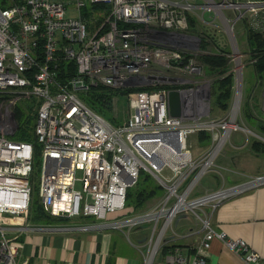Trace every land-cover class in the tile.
Listing matches in <instances>:
<instances>
[{"label": "built area", "instance_id": "2783aa9c", "mask_svg": "<svg viewBox=\"0 0 264 264\" xmlns=\"http://www.w3.org/2000/svg\"><path fill=\"white\" fill-rule=\"evenodd\" d=\"M69 2L71 6L67 8ZM87 2L107 4L108 14L99 10L97 14L102 19L89 22L81 16V8ZM226 8L233 11L234 17L224 13ZM74 10L78 13H69ZM190 10L196 12L197 19L216 25L221 21L228 29L245 14L252 27L262 28L264 23V0H0V92L35 98L34 134L41 149L39 200L47 213L70 219L52 224L27 222L33 146L0 132V264H36L21 255L16 237L23 230L101 227L105 223L97 221L112 213L122 217L113 222L115 226L149 221L151 213L129 214L133 211L128 212L125 207L126 190L136 183L142 170L166 185L176 201L187 203L177 189L197 164V178L211 168L215 152L237 128L230 120L210 117L203 84L179 83L192 78L184 75L200 72L193 57L185 64L178 63L184 53L198 47L196 38L185 33L186 11ZM204 10L212 15L205 16ZM235 47L234 43L232 48ZM232 57L237 59L236 55ZM67 69L71 75L63 82L58 76ZM235 71V90L239 95L238 68ZM159 80L177 85L173 88L180 90L179 116L168 112L167 95L171 88L160 85L130 91L129 114L119 124L111 123L79 97L95 83L117 88L155 85ZM199 130H208L216 143L195 159L186 140L190 133ZM263 183L264 174L255 175L226 188L222 196H217L219 190L192 204L213 199L215 206L232 193ZM89 216L98 219L87 221ZM152 220L156 224L159 219ZM204 224L205 232L190 264L204 261L213 237L242 254L248 264L261 260L245 240L226 236L208 221ZM154 225L149 238L150 253L156 248L151 247Z\"/></svg>", "mask_w": 264, "mask_h": 264}, {"label": "rangeland", "instance_id": "374dc122", "mask_svg": "<svg viewBox=\"0 0 264 264\" xmlns=\"http://www.w3.org/2000/svg\"><path fill=\"white\" fill-rule=\"evenodd\" d=\"M70 2L67 3V8H69ZM243 10V9H242ZM202 9L199 10L201 12ZM69 13H78L76 10L69 11ZM205 16H211V11H203ZM224 13L229 17H234L233 11L230 8H226ZM247 14H245L246 16ZM244 16V17H245ZM199 19V18H198ZM243 17L236 20L233 27L228 29L224 22L219 21L217 25H210L209 23L203 22L199 19L202 23L203 27L210 30L209 32L215 37V41L222 45L229 47V53L227 54L230 57V65L231 69L234 72V90L232 94V98L230 100L229 108L226 111H222L219 109L210 108L208 103V109L210 111V117H217L219 119L230 120V123L237 125V128L233 129L229 135V137L224 141V144L220 147L217 154L213 160L214 164L211 165V168L208 169L205 173L201 175L200 178H197V170L200 168V164H197L196 169L192 171L188 177L185 179L183 184L179 186L177 189V193H181L185 195V200L187 201V207L183 206L179 212L176 213V216L182 212H185L187 218H190V215L194 218H197L199 224L203 229H205V222H210V212L211 208H213V204L215 200L208 199L206 201H200L198 203L192 204L193 200L206 196L207 194L215 193L219 190L226 189L230 186H233L238 178L234 177V179H230V175H238L242 174L241 177L244 179H250V177L254 176L251 175L252 171L254 173L261 172L264 174V154H256L250 148V142L252 138H256L262 142H264V134L258 131L255 126L250 125L243 114L244 105L249 102L250 107L253 109L254 114L257 116L258 121L264 120V80L259 81L256 77L252 74V66H251V55L249 50L247 49V40L245 38V27L242 25ZM190 37H194L199 44V38L195 35V33H191L188 30L185 31ZM235 43V48H232V45ZM215 49L214 44L210 42L208 46V50ZM199 53V48L198 52ZM236 55L237 59L232 57ZM235 68H238V91L240 90L239 94V102L238 105H235V110L233 109L235 103V78H236V71ZM165 70L162 71V75H165ZM192 76V75H184V76H191L192 78H186L183 81L179 82L181 85L190 86V85H200L203 84L205 88V92L209 98V90H210V79L202 73ZM162 83V81H158ZM158 83V85H159ZM102 84V83H101ZM163 84V83H162ZM157 85V84H155ZM250 91V92H249ZM0 95L4 98L0 100V132L5 133L7 135H11L16 128V123L13 119V108L16 104L21 102H29L31 106L32 112L36 110L35 98L29 99V96L24 93H9V92H0ZM120 98V97H119ZM115 97L113 99V115L115 117H120L119 119L121 122L125 121L129 114V107H128V94L122 98ZM209 132L208 130H205ZM197 132H192L187 136V148L190 149L193 158L200 159L205 153L210 151L214 144L216 143L215 140L212 139L210 144L204 146L200 144V141L197 137ZM210 133V132H209ZM211 136V134H210ZM234 145V147H233ZM199 161V160H198ZM238 162V163H237ZM260 162V163H259ZM239 163L246 164V166H242ZM259 163V165L257 164ZM251 165V166H249ZM189 167L186 168L188 170ZM167 172V169H165ZM39 171L34 169L33 166L30 173V183L32 188V195L31 200L35 197L37 198V179ZM246 174L248 177H246ZM148 182L153 181L154 183L160 184L155 177L150 174ZM196 177V179H194ZM33 178V179H32ZM177 177L174 179L176 180ZM190 183H193V186L190 187ZM161 189L147 200L146 204L142 207L139 212H131L129 214L136 215H145L149 213H158L160 212V218L156 222L150 219L149 221H143L140 224L145 227L147 234L151 235L152 232V224L154 225V234L151 240V247H156V250L159 246L162 245L163 241L167 238V235L171 233V227H173V222L176 216L173 217L172 221L165 222L166 210L174 205L176 202V197L171 196L172 193L169 195L168 188L166 185L161 183ZM164 190V191H163ZM187 195V196H186ZM168 198V200H167ZM33 202V201H32ZM125 207L128 209V212L133 211L132 207ZM166 209V210H165ZM190 214V215H189ZM128 215V214H127ZM125 215V216H127ZM132 215V216H134ZM150 215V214H149ZM148 215V216H149ZM32 216V210L30 209L27 213V222L31 223L29 220ZM87 221H95L98 218L94 216H89L85 218ZM83 220V219H81ZM73 221H77V219H73ZM42 223H48L45 221H40ZM172 222V223H171ZM56 223V222H55ZM171 223V224H170ZM165 224V225H164ZM161 233V234H160ZM160 234V240L158 239ZM153 243V244H152Z\"/></svg>", "mask_w": 264, "mask_h": 264}, {"label": "crops", "instance_id": "0c3cea01", "mask_svg": "<svg viewBox=\"0 0 264 264\" xmlns=\"http://www.w3.org/2000/svg\"><path fill=\"white\" fill-rule=\"evenodd\" d=\"M241 175L231 174L230 179L238 178L235 183L248 180ZM251 175H255L254 170ZM209 216L215 230L245 240L252 250L260 254L261 260L250 264H264V183L221 199L211 208ZM121 218L115 217L114 221ZM110 220L97 222L106 225ZM105 225L73 231L23 230L16 241L21 255L30 257L36 264L64 261L76 264H172L179 257L183 260H177L175 264H190L205 232L197 218L191 215L187 218L182 212L175 217L171 233L163 241L175 245L174 248L162 250V243L150 253V235L142 225ZM201 264L248 263L242 254L229 248L220 238L213 237Z\"/></svg>", "mask_w": 264, "mask_h": 264}, {"label": "trees", "instance_id": "16d2710c", "mask_svg": "<svg viewBox=\"0 0 264 264\" xmlns=\"http://www.w3.org/2000/svg\"><path fill=\"white\" fill-rule=\"evenodd\" d=\"M99 10H103L105 14L109 12V6L99 2H87L81 8V16L85 19L98 18L100 21L102 15L97 14ZM262 17L264 18V10L262 11ZM240 19V18H239ZM98 21L96 23H98ZM95 22V21H94ZM242 25L245 27V38L247 40V49L251 55V66L252 74L257 80H264V23L262 28L252 27L249 19L243 17ZM187 30L191 33H195L199 38V44L195 51L191 53H184L183 58L178 63L185 64L190 57H193L196 63L200 66V74L204 73L210 79V90H209V105L210 108L219 109L226 111L229 108L230 100L232 98L234 90V72L231 69L230 57L227 55L229 51L228 46H222L218 44L215 37L212 35L210 30L203 27L202 23L193 15H188V28ZM212 42L215 49L208 50V46ZM199 48V53L198 52ZM64 72V73H63ZM71 72V71H70ZM67 71H61L58 79L63 82L66 81V76L69 74ZM73 73V68H72ZM196 75V74H195ZM194 76V75H192ZM162 87L173 88L177 85L172 84H159ZM157 85L137 86V87H112L109 85L95 83L87 87L86 90L79 94L88 106L98 112L100 115L105 117L113 124L121 123L120 117L113 115V99L115 97L122 98L127 96L130 91L140 89H152L157 88ZM250 92V91H249ZM4 97L0 95V100ZM119 98V99H120ZM29 102H21L13 108V119L16 123L15 131L9 135L10 138L17 141L30 142L33 146V172L34 169L40 172V145L37 142L34 134V120L35 113L30 109ZM243 114L246 121L255 126V128L264 134V120L258 121L257 116L254 114L253 109L250 107L249 102L244 105ZM210 115V111H209ZM198 140L200 144L207 146L210 144L211 136L210 133L205 130H199L197 132ZM250 148L254 153L264 154V142L252 138L250 142ZM39 175V173H38ZM150 173L145 170L140 172V175L134 185L126 190L125 194V205L132 207L133 212H139L142 207L146 204L147 200L156 195L161 189L160 184L154 183L153 181L148 182ZM32 177V176H31ZM30 177V180H31ZM33 179V178H32ZM37 179V198H33L30 202L29 210H32V216L29 220L32 224H52L58 222H67L70 219L63 216H54L47 213L39 200L38 196V178ZM164 191V190H163ZM33 201V202H32ZM83 218V217H80ZM45 221L48 223H42ZM175 245H171L167 241L163 243L162 250L171 251Z\"/></svg>", "mask_w": 264, "mask_h": 264}, {"label": "bare ground", "instance_id": "6f19581e", "mask_svg": "<svg viewBox=\"0 0 264 264\" xmlns=\"http://www.w3.org/2000/svg\"><path fill=\"white\" fill-rule=\"evenodd\" d=\"M188 15H193V16H195L196 17V12L195 11H192V10H190V11H186V18H187V26L185 27L186 28V30L185 31H187V28H188ZM204 22H206V23H209L210 25H216L215 23H213V22H210V21H204ZM188 61H189V59H188ZM204 90H205V88H204ZM206 93V92H205ZM239 99H240V97H239V95L237 94L236 96H235V105H238V102H239ZM234 105V107H233V109L235 110V108H236V106ZM222 142H223V140H221L220 141V143L222 144ZM255 175H263V173H260V174H255ZM254 175V176H255ZM158 181V180H157ZM239 184H241V183H239ZM160 185H161V183H160ZM231 190V189H230ZM170 191H172V189H170ZM227 191H229V190H227ZM224 192H226V189H223V190H221L220 192H218V193H216L217 194V196H222L223 194H224ZM212 198V197H211ZM214 198V197H213ZM205 200V199H204ZM206 201V200H205ZM188 203H186V204H184L182 201H181V199L180 200H177L176 202H175V204L172 206V207H170L168 210H166V214L164 215V216H166V218H165V222H168L171 218H172V216H174L177 212H179V210L180 209H182V206H186ZM187 207V206H186ZM115 217H117V213H112V214H108L107 216H106V220H108V219H111L110 220V224H106L105 226H112V227H114L115 225H114V219H115ZM149 218H154V219H159L160 218V212H158V213H151L150 215H149ZM116 227V226H115ZM161 234V233H160ZM160 234H159V237H160ZM159 237H158V239L156 240V241H158L159 240ZM154 251V250H153ZM153 253V252H152Z\"/></svg>", "mask_w": 264, "mask_h": 264}, {"label": "water", "instance_id": "95a60500", "mask_svg": "<svg viewBox=\"0 0 264 264\" xmlns=\"http://www.w3.org/2000/svg\"><path fill=\"white\" fill-rule=\"evenodd\" d=\"M181 104L182 96L180 90L177 88H171L168 91L167 95V105L169 114L173 117L179 116L181 114Z\"/></svg>", "mask_w": 264, "mask_h": 264}]
</instances>
